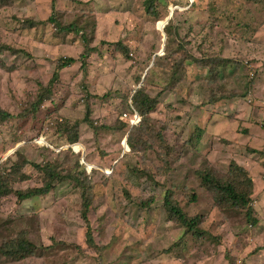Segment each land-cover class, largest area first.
Here are the masks:
<instances>
[{
	"label": "rangeland",
	"instance_id": "obj_1",
	"mask_svg": "<svg viewBox=\"0 0 264 264\" xmlns=\"http://www.w3.org/2000/svg\"><path fill=\"white\" fill-rule=\"evenodd\" d=\"M147 1L59 0L62 21L87 25L98 50L87 75L79 62L62 70L53 100L28 115L39 84H48L60 58L78 59L83 43L77 36L60 41L53 26L30 30L14 24L16 18L46 21L52 14L49 0H14L0 9V43L16 44L30 55L0 56V63L15 67L10 72L0 65V106L14 116L0 125V166L10 164L9 157L17 160L20 149L30 162L24 168L28 179L14 188L24 191L44 185L33 164L58 161L66 174L79 161L96 185L89 219L99 246L97 251L87 245L81 195L67 183L22 203L13 195L0 198V245L25 231L38 247H49L20 262L0 256V264H264V0H154L161 17L174 11L180 38L174 33L170 48L185 45L177 57L156 62L155 55L165 53L167 19L156 23L144 9ZM118 42L129 46L130 60L119 54ZM185 51L213 64L217 56L231 59L230 71L216 75L193 65L172 70ZM139 77L159 99L149 125L164 144L154 133L151 148L132 152L124 146L130 132L117 127L132 112ZM88 94L101 98L86 99ZM92 101L99 126L116 129L95 136L81 125L78 146L84 151L78 152L53 127L81 119ZM233 161L253 179L255 225L246 210H221L215 192L202 186L201 173L225 180ZM137 166L149 168L145 177L130 174ZM168 189L189 217H201L200 229L207 233L189 234L172 255L167 251L185 229L166 216ZM190 190L197 201H189ZM151 197L152 209L140 210V201Z\"/></svg>",
	"mask_w": 264,
	"mask_h": 264
},
{
	"label": "trees",
	"instance_id": "obj_2",
	"mask_svg": "<svg viewBox=\"0 0 264 264\" xmlns=\"http://www.w3.org/2000/svg\"><path fill=\"white\" fill-rule=\"evenodd\" d=\"M253 2H257V0H251ZM14 0H0V9L8 8L13 4ZM51 4L52 14L46 21L43 20H34L32 18H27L24 20L13 19L15 20L14 24H18L23 29H38L42 26H53L54 32L53 35L55 38H58L60 41L64 42L65 40L69 39L71 36L80 37L83 43V51L80 54L78 59L73 57H62L58 60L57 65L55 67L54 73L52 78L48 82V84H39L38 91L35 96V100L30 103V108L26 109V115L30 112H38L44 108L45 103L48 101H52L54 98V94H56V86L59 84L61 80V72L62 70L73 66L76 63L81 64V69L84 71V75L88 74V67H89V60L92 57L94 52H97L98 49L92 46V38L89 37L88 33L90 31L87 25L79 26L75 21L73 22H64L60 18V12L58 10L59 0H49ZM189 6L191 5L188 2ZM194 5V4H193ZM192 5V6H193ZM157 4L154 5V0L147 1L145 4L144 9L147 13L151 16L154 15L157 22H161L167 18L161 17L159 11L157 9ZM177 12V11H176ZM174 13L171 18L167 21L166 25L164 26L163 30L166 33V40L167 45L166 49H164L165 53L164 56H160L159 54L155 55V61L158 59H166L172 58L175 55L179 54L180 49H185V45L178 42L176 49H171L169 46V41L172 38L173 34L177 35V38H180V34L178 31V27H174ZM17 28V27H16ZM88 31V33H87ZM179 41V40H178ZM183 45V46H182ZM117 50L120 51L124 58V60H130L131 50L128 45L124 44L123 42H118ZM165 48V45H164ZM185 54H182L181 57L175 59L174 64L172 66V70L175 71L178 68H188L190 65H193L197 68H204L208 69L210 73H215L216 75L221 73V71L228 70L227 67L231 64V59L218 57L216 62L213 64L212 59H207L205 57H199L192 52L185 51ZM9 54L10 56H26L30 57L29 53L26 52L25 49L19 48L16 44H7V43H0V56ZM1 62V60H0ZM2 68H6V64L0 63ZM155 66V65H154ZM192 67V66H191ZM15 69L14 66L7 67V70L13 72ZM151 70V69H150ZM233 71V70H232ZM88 77V76H87ZM175 77V76H174ZM142 78H138V82L142 84V86L137 89L131 98V111L129 113V119H124L127 121H123L117 127L118 130L123 132H130L127 139L128 147L131 149L132 152H137L139 149H149L152 146L150 144V137H153L155 130L151 129L149 122L151 121L150 114L157 108L159 105V99L157 97H151L147 92L146 85L144 86L142 83ZM147 76L144 77L146 80ZM147 83V81H145ZM86 86V85H85ZM88 88V87H87ZM85 90V88H84ZM109 95V94H108ZM107 95H104L106 97ZM90 98H101L99 95H86V99ZM224 98V97H223ZM125 99H129L127 96ZM105 100V99H102ZM211 103L214 100H210ZM87 103V109L85 115L78 120L75 121H64L63 124L57 122L56 126L54 125L53 129L56 133H61L63 137L67 138L69 144H76L81 142V133L80 127L81 125H88L90 126L95 136L99 135L104 131H111V129H116L110 126H99V122L93 118V111L91 104ZM137 113L141 117V121L134 125L130 126V118L133 114ZM13 115L5 111L0 106V125L4 124L5 122L10 121L13 119ZM101 131V132H100ZM149 136L148 138L146 137ZM154 135L157 136L159 141H162V137L160 133H155ZM162 144L164 142L162 141ZM145 146V147H144ZM169 150V147L167 148ZM15 159L12 161L11 157H9L8 163L10 164H3L0 166V198H5L8 196H15L18 203H22L34 198H38L44 195H48L56 185H65L67 183L74 185L76 189L79 190L81 199H82V208H81V218L86 226V243L89 247L99 250V246L96 243L94 238V230L92 224L89 219V214L91 212V208L93 206V197H94V190H95V183L93 182L91 173H87V170L84 167H81L79 161H77L74 171H69L66 174H63L58 170L59 162L49 161L44 166L33 164L34 168L40 171L44 175V185L43 187L39 188H32L27 189L24 191L17 190L14 188V185L18 182L24 181L28 179V176L24 173V168L27 165H30L28 159L22 155L20 149H18L14 153ZM145 169H149L148 167L137 166L136 168H132L130 170V174L138 176V177H145ZM144 170V171H143ZM202 179V186L206 187L215 192V201L217 204L223 206L221 210L225 209H241L246 210V216L249 218V222L254 224L256 220L252 217L254 209L251 207L253 202V190H254V182L253 179L250 177L248 171L238 165L236 162H232L230 164V171L228 178L223 180V178L218 179L211 173L207 171L200 174ZM128 195L127 192H125ZM189 201L195 202L197 201V196L190 191H188ZM174 192L171 190H166L164 192V211L169 221L176 223L181 228L185 229L184 236L175 242L167 251V253L171 254L174 252L176 248H178L185 240L189 234L193 235L195 238H202L203 235L207 234L201 230L200 226L202 224V219L199 215L189 217L185 211L177 204L174 199ZM152 205H155L154 197H151L146 200H141L139 203L140 210H151ZM59 243V242H57ZM55 242V245L57 244ZM58 246V245H57ZM55 246V247H57ZM45 246L38 247L35 243H33L28 233L22 231L16 235V237L9 238L2 242L0 245V256L5 257L7 260H11L10 262H20L24 259L40 255V251L46 253L48 250ZM176 257L178 255L175 253ZM234 264V263H232Z\"/></svg>",
	"mask_w": 264,
	"mask_h": 264
},
{
	"label": "built area",
	"instance_id": "obj_3",
	"mask_svg": "<svg viewBox=\"0 0 264 264\" xmlns=\"http://www.w3.org/2000/svg\"><path fill=\"white\" fill-rule=\"evenodd\" d=\"M123 118H124V119H129V115H128V114H124V115H123ZM140 121H141V120H140V116H139L137 113H135V114L130 118V124H131V126H134V125L138 124Z\"/></svg>",
	"mask_w": 264,
	"mask_h": 264
},
{
	"label": "clouds",
	"instance_id": "obj_4",
	"mask_svg": "<svg viewBox=\"0 0 264 264\" xmlns=\"http://www.w3.org/2000/svg\"><path fill=\"white\" fill-rule=\"evenodd\" d=\"M171 13H174V11H172ZM171 13H170V14H171ZM169 16H170V15H169ZM75 146L78 147V149L80 148V146H78V143L75 144ZM75 146H74V147H75ZM124 146L127 147V148H129L127 142L124 143ZM81 150L84 151V149H79L78 152H80Z\"/></svg>",
	"mask_w": 264,
	"mask_h": 264
},
{
	"label": "water",
	"instance_id": "obj_5",
	"mask_svg": "<svg viewBox=\"0 0 264 264\" xmlns=\"http://www.w3.org/2000/svg\"><path fill=\"white\" fill-rule=\"evenodd\" d=\"M171 16L173 15V13L170 14ZM171 16L168 17L167 21L171 18ZM164 28V27H163ZM164 51V47L162 48V52Z\"/></svg>",
	"mask_w": 264,
	"mask_h": 264
}]
</instances>
